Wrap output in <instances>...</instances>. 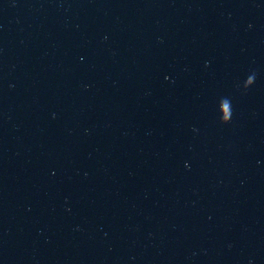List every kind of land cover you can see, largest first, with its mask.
Here are the masks:
<instances>
[{
	"label": "water",
	"instance_id": "95a60500",
	"mask_svg": "<svg viewBox=\"0 0 264 264\" xmlns=\"http://www.w3.org/2000/svg\"><path fill=\"white\" fill-rule=\"evenodd\" d=\"M0 264H264V0H0Z\"/></svg>",
	"mask_w": 264,
	"mask_h": 264
}]
</instances>
